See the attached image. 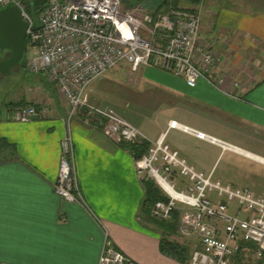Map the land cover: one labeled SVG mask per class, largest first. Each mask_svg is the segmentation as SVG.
Listing matches in <instances>:
<instances>
[{
  "label": "crops",
  "instance_id": "crops-1",
  "mask_svg": "<svg viewBox=\"0 0 264 264\" xmlns=\"http://www.w3.org/2000/svg\"><path fill=\"white\" fill-rule=\"evenodd\" d=\"M196 8L201 14L197 39L214 51L219 88L204 79L189 86L159 68L141 67L120 82L133 79L168 95L173 100L164 107L175 114L178 101L201 112L191 121L187 115L168 118L155 135L144 133L147 123L125 119L148 143L162 136L169 149L210 180L264 196V0H201ZM88 86L89 104L124 119L118 108L94 100L105 89ZM52 91L46 93L48 112L40 120L15 123L0 114V264H97L104 241L136 264H186L188 249L176 238L177 223L172 230L144 212L143 182L127 146L106 136L98 122L84 124L81 115L66 126L62 103ZM147 102L158 105L154 97ZM6 104L3 110L13 108ZM170 120L231 148L168 129ZM66 132L82 205L61 201L52 189ZM160 238L180 244L184 262L162 254ZM228 264H264V259L244 263L237 253Z\"/></svg>",
  "mask_w": 264,
  "mask_h": 264
},
{
  "label": "built area",
  "instance_id": "built-area-1",
  "mask_svg": "<svg viewBox=\"0 0 264 264\" xmlns=\"http://www.w3.org/2000/svg\"><path fill=\"white\" fill-rule=\"evenodd\" d=\"M26 1L31 0H0V7L15 6L22 21L30 26L33 20L24 10ZM37 20L39 28L25 33L34 50L25 60V70L42 74L52 85L62 103L66 126L76 115L82 116L84 124L95 117L103 121L106 136L125 145L145 140L129 122L86 99L87 86L122 62L131 73L141 67L159 68L181 77L189 86L197 79L217 88L222 83L214 72V51L197 39L201 20L195 8L143 13L140 7L122 8L120 0H46ZM47 112L45 104L28 102L4 109L1 118L27 123L44 118ZM167 128L218 144L173 120L167 122ZM71 159V139L66 132L60 141L52 189L61 201L82 205ZM133 166L141 182H153L165 197V201H154L148 214L157 221H167L173 211L178 212L176 238L188 249L186 264H228L238 242L253 246L251 253L244 254V261L264 259V196H252L246 189H232L210 180L169 149L162 136L148 143ZM178 181L183 184L177 186ZM175 203L184 208H176ZM230 203L236 207L233 213L228 212ZM97 264L136 263L104 241Z\"/></svg>",
  "mask_w": 264,
  "mask_h": 264
},
{
  "label": "rangeland",
  "instance_id": "rangeland-1",
  "mask_svg": "<svg viewBox=\"0 0 264 264\" xmlns=\"http://www.w3.org/2000/svg\"><path fill=\"white\" fill-rule=\"evenodd\" d=\"M135 1L136 2L134 4L129 5L126 0H121L120 6L126 10L133 9L135 7H140L143 13L165 11V9L155 10L158 6L163 7L164 5H162V3L165 0ZM200 1L201 0H199V4ZM241 4L243 6L242 8L249 10V6L244 7V4ZM180 7L186 9L188 6L185 4H181ZM40 9L41 6L37 7V11H39ZM195 9L197 8L195 7ZM198 13L201 18V14L199 11ZM33 53V48L30 47L28 44H25L24 59H28L31 55H33ZM103 75L104 78L102 77V79H96L92 81L88 86L89 88L95 91L99 88L105 89V91H101V93L95 95L94 100H96V103L102 102L105 104H109L110 106L116 107V109L118 108L119 114L125 116L124 120H127L125 118H128L133 123V125L134 123H136V119H139L145 124L147 123L146 125H148V132H143L149 135H155L159 130H162L164 127V123L168 118L176 117L178 118V120H180L179 117L185 118V116L187 115L189 119L185 118V120L191 121L193 120V118L195 119L198 115L196 113L197 111L201 112L195 105H192L185 101H178L177 105H179V110L177 111H179L180 113L179 115L175 114L169 111L168 109H165L164 107L165 102L173 100L168 95H165L150 86L137 84L136 80L133 79L129 80V82H124L122 80L121 83V78H123L124 76H132L133 78V74L129 71L128 66L124 62L118 64L113 69L105 72ZM108 81L110 82L108 83ZM108 86L110 87L111 91L106 90ZM48 91L53 93L52 86L42 74L32 75L28 73L25 68L22 70L16 69L12 71L8 76H0V110H3L2 108L7 102H16L21 95H23L22 97H25V100H27L29 103H49L47 102L46 98V93ZM148 97H154L155 100L157 99L158 105L151 104V102H147ZM2 112H0V114ZM130 112H134L133 115H131ZM127 122L129 121L127 120ZM144 126L142 125V127ZM151 183L153 184V186H155L153 182ZM182 184V182H177V186ZM156 189H158V187H156ZM158 192H160V190ZM175 207L184 208L183 205L179 203H175ZM235 210V204L230 203L228 205V212L233 213ZM242 261H244L243 258ZM246 262L247 261H244V263Z\"/></svg>",
  "mask_w": 264,
  "mask_h": 264
},
{
  "label": "water",
  "instance_id": "water-1",
  "mask_svg": "<svg viewBox=\"0 0 264 264\" xmlns=\"http://www.w3.org/2000/svg\"><path fill=\"white\" fill-rule=\"evenodd\" d=\"M45 2L46 0H31L24 3V10H30L33 15L30 26L22 21L15 6L6 4L0 7V51H4L0 58V76H8L16 69L25 68V33L26 30L35 31L39 28L37 7ZM216 142L222 147L231 148L222 142Z\"/></svg>",
  "mask_w": 264,
  "mask_h": 264
},
{
  "label": "trees",
  "instance_id": "trees-1",
  "mask_svg": "<svg viewBox=\"0 0 264 264\" xmlns=\"http://www.w3.org/2000/svg\"><path fill=\"white\" fill-rule=\"evenodd\" d=\"M126 2L129 3V5H132L136 1L135 0H129V1L126 0ZM181 4L187 5L188 6L187 8H195L196 6L199 5V0H165L162 3V5H164V6L163 7L158 6L157 9H155V10L179 8ZM38 12L39 11H37V14H38ZM27 14L33 20V15H32L30 10L27 11ZM25 44H28L26 39L24 41V46H25ZM20 70H22V69H20ZM26 104H27V102L25 101L24 98H22V99H18L14 103H8L6 105H9V106H12L13 108H15V107H22ZM90 120H91V122H98L100 128L104 124L102 122V120H100L99 118L91 117L89 119V121ZM126 146L129 149L133 159H137L140 155H142L146 151V149L148 147V142L145 140H139L132 145H126ZM155 186H153L151 181L146 180L143 182L144 192H143L142 206H143L144 212H147L148 207L154 201H165V197L162 194H160V192H158L159 190L156 189L157 186L156 187ZM177 218H178V212L173 211L172 214L170 215L169 220L159 221V222L165 227L170 224V229L173 230V228H174L173 226L175 225V227H176ZM246 245H251V244L245 243V242H238L236 244V248L234 249V254L242 253V258H243L244 254L247 253L248 250H251L250 247L248 249H246ZM159 250L164 255L170 256L176 260H181V262H184V258H183L184 255H182V254L185 253V249L182 248L181 245L178 244L177 242L160 238L159 239Z\"/></svg>",
  "mask_w": 264,
  "mask_h": 264
},
{
  "label": "flooded vegetation",
  "instance_id": "flooded-vegetation-1",
  "mask_svg": "<svg viewBox=\"0 0 264 264\" xmlns=\"http://www.w3.org/2000/svg\"><path fill=\"white\" fill-rule=\"evenodd\" d=\"M2 55H4V51H0V58Z\"/></svg>",
  "mask_w": 264,
  "mask_h": 264
},
{
  "label": "bare ground",
  "instance_id": "bare-ground-1",
  "mask_svg": "<svg viewBox=\"0 0 264 264\" xmlns=\"http://www.w3.org/2000/svg\"><path fill=\"white\" fill-rule=\"evenodd\" d=\"M251 157H253V156H251ZM255 158V157H254ZM173 196H176L174 193L172 194Z\"/></svg>",
  "mask_w": 264,
  "mask_h": 264
}]
</instances>
